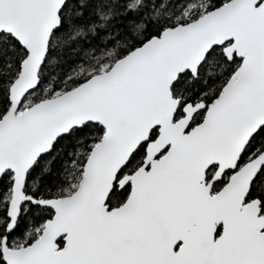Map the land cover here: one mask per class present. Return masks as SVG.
<instances>
[{
  "label": "snow or ice",
  "instance_id": "6c2138e0",
  "mask_svg": "<svg viewBox=\"0 0 264 264\" xmlns=\"http://www.w3.org/2000/svg\"><path fill=\"white\" fill-rule=\"evenodd\" d=\"M0 264H264V0H0Z\"/></svg>",
  "mask_w": 264,
  "mask_h": 264
}]
</instances>
